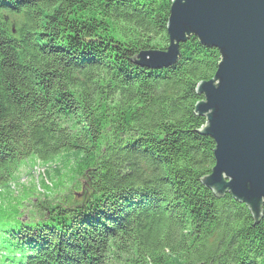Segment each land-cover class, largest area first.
<instances>
[{
    "label": "trees",
    "instance_id": "16d2710c",
    "mask_svg": "<svg viewBox=\"0 0 264 264\" xmlns=\"http://www.w3.org/2000/svg\"><path fill=\"white\" fill-rule=\"evenodd\" d=\"M171 1L0 0V187L29 156L77 152L90 188L4 223L0 264H264V205L255 220L202 182L196 88L218 49L190 35L173 64L138 61L168 45Z\"/></svg>",
    "mask_w": 264,
    "mask_h": 264
},
{
    "label": "water",
    "instance_id": "95a60500",
    "mask_svg": "<svg viewBox=\"0 0 264 264\" xmlns=\"http://www.w3.org/2000/svg\"><path fill=\"white\" fill-rule=\"evenodd\" d=\"M167 34L166 48L137 54L141 64H173L190 35L219 51L213 77L196 88L203 98L195 111L206 117L199 132L215 143L202 182L244 202L257 220L264 205V0H172Z\"/></svg>",
    "mask_w": 264,
    "mask_h": 264
},
{
    "label": "rangeland",
    "instance_id": "374dc122",
    "mask_svg": "<svg viewBox=\"0 0 264 264\" xmlns=\"http://www.w3.org/2000/svg\"><path fill=\"white\" fill-rule=\"evenodd\" d=\"M88 174L77 152L60 154L48 162L35 156L21 160L10 181L0 187V241L8 235L4 223L35 222L45 218V210L53 205L84 200L90 191Z\"/></svg>",
    "mask_w": 264,
    "mask_h": 264
}]
</instances>
